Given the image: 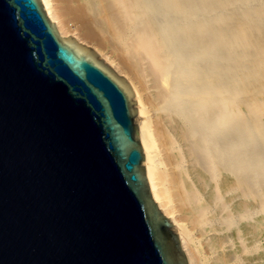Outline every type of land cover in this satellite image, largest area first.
<instances>
[{"label":"bare ground","instance_id":"bare-ground-1","mask_svg":"<svg viewBox=\"0 0 264 264\" xmlns=\"http://www.w3.org/2000/svg\"><path fill=\"white\" fill-rule=\"evenodd\" d=\"M40 1L127 77L149 190L188 264H264V0Z\"/></svg>","mask_w":264,"mask_h":264},{"label":"water","instance_id":"water-1","mask_svg":"<svg viewBox=\"0 0 264 264\" xmlns=\"http://www.w3.org/2000/svg\"><path fill=\"white\" fill-rule=\"evenodd\" d=\"M156 203L119 70L0 0V264H188Z\"/></svg>","mask_w":264,"mask_h":264},{"label":"rangeland","instance_id":"rangeland-1","mask_svg":"<svg viewBox=\"0 0 264 264\" xmlns=\"http://www.w3.org/2000/svg\"><path fill=\"white\" fill-rule=\"evenodd\" d=\"M88 47L89 48H91L92 50H94L96 53H97V55L100 57V59L107 65V66H109L111 69H113V70H115V65L114 64H111V62H110V60H109V58H107V57H105L103 54H101V53H98L97 51H96V48L94 47V46H90V45H88ZM121 76H122V78L124 79V80H126L127 81V83H128V85H129V82H128V79H127V77L124 75V74H121ZM130 86V85H129ZM242 98H246V97H242ZM191 228V227H190ZM192 235L194 236V238H195V241H194V243H193V246H191V250L193 251V250H195V256L197 257V258H208V256H209V252H208V249H207V246H206V243L198 236V233L195 231V230H192ZM192 236V237H193ZM197 238H198V240H197ZM198 255V256H197ZM206 263H207V261H206Z\"/></svg>","mask_w":264,"mask_h":264}]
</instances>
